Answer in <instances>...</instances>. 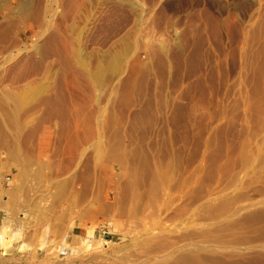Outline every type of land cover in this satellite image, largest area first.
Wrapping results in <instances>:
<instances>
[{
    "label": "rangeland",
    "instance_id": "rangeland-1",
    "mask_svg": "<svg viewBox=\"0 0 264 264\" xmlns=\"http://www.w3.org/2000/svg\"><path fill=\"white\" fill-rule=\"evenodd\" d=\"M30 1L0 0L4 264H264V0Z\"/></svg>",
    "mask_w": 264,
    "mask_h": 264
},
{
    "label": "bare ground",
    "instance_id": "bare-ground-1",
    "mask_svg": "<svg viewBox=\"0 0 264 264\" xmlns=\"http://www.w3.org/2000/svg\"><path fill=\"white\" fill-rule=\"evenodd\" d=\"M28 2H29V1H28ZM32 2H33V0L30 1V4H32ZM39 2H41V1H38V3H39ZM73 3H75V2H73ZM33 4H34V3H33ZM33 4L30 6V8H31L32 6L35 7V5H33ZM35 4H36V3H35ZM44 4H45V2H44ZM39 5H41V3H40ZM39 5H38V6H39ZM75 6H76V5H75ZM32 8H33V7H32ZM32 8H31V9H32ZM35 9H36V8H35ZM45 9H46V8H45ZM33 10H34V8H33ZM33 10H32V11H33ZM36 10H37V9H36ZM38 11H39V10H38ZM37 13H38V12H37ZM32 14H33V12H32ZM33 15H36V13L33 14ZM34 17H36V16H34ZM34 17L32 16V18H34ZM32 18H31V19H32ZM57 31H58V30H57ZM61 32H62V31H61ZM70 32H71V31H70ZM50 35H51V33H50ZM50 35L48 34L49 37H50ZM64 35H65V34H64ZM54 36H55V35H54ZM59 36H60V35H59ZM59 36H58V37H59ZM52 37H53V36H52ZM60 37H61V36H60ZM53 39H54V38H53ZM61 39H62V38H61ZM46 41H47V40H46ZM62 41H63V40H62ZM47 42H48V41H47ZM60 46H61V45H60ZM63 46H64V43H63ZM63 46H62V47H63ZM64 47H65V46H64ZM63 49H67V48H63ZM97 78H98V77H97ZM4 93H5V92H4ZM30 98H31V97H30ZM0 101H1V100H0ZM19 131H20V130H19ZM8 150H9V149H8ZM80 194H81V193H80ZM89 210H90V209H89ZM6 227H7V226H6ZM6 227H5V228L3 227L2 230H1V233H0V244L2 245V244H3L2 242H4V243L6 242V243H5V246H6V245H9V243H10V242H8L9 239H10L9 236L11 237V234L8 235L10 232H7V231H6ZM5 235L8 236L9 239H5V238H4ZM213 235H214V234H213ZM98 243H99V242H98ZM81 244H82V243H81ZM92 245H93V244H92ZM82 246H83V245H82Z\"/></svg>",
    "mask_w": 264,
    "mask_h": 264
},
{
    "label": "built area",
    "instance_id": "built-area-1",
    "mask_svg": "<svg viewBox=\"0 0 264 264\" xmlns=\"http://www.w3.org/2000/svg\"><path fill=\"white\" fill-rule=\"evenodd\" d=\"M1 252V251H0ZM0 264H4V262H3V260L2 259H0Z\"/></svg>",
    "mask_w": 264,
    "mask_h": 264
}]
</instances>
